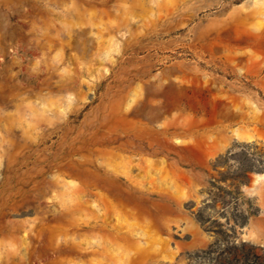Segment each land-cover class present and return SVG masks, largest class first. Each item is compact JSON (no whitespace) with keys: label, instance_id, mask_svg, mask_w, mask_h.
Segmentation results:
<instances>
[{"label":"rangeland","instance_id":"374dc122","mask_svg":"<svg viewBox=\"0 0 264 264\" xmlns=\"http://www.w3.org/2000/svg\"><path fill=\"white\" fill-rule=\"evenodd\" d=\"M0 264H264V0H0Z\"/></svg>","mask_w":264,"mask_h":264}]
</instances>
